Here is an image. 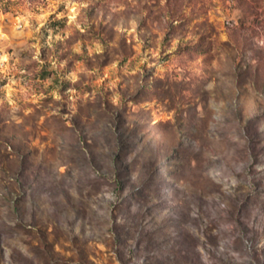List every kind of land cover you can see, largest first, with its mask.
<instances>
[{
	"label": "rangeland",
	"instance_id": "obj_1",
	"mask_svg": "<svg viewBox=\"0 0 264 264\" xmlns=\"http://www.w3.org/2000/svg\"><path fill=\"white\" fill-rule=\"evenodd\" d=\"M0 264H264V0H0Z\"/></svg>",
	"mask_w": 264,
	"mask_h": 264
}]
</instances>
